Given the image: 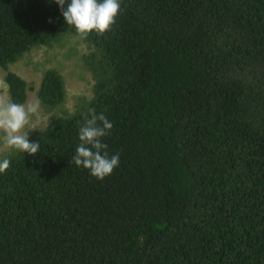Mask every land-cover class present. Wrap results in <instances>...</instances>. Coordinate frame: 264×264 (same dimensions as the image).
<instances>
[{
  "label": "trees",
  "instance_id": "16d2710c",
  "mask_svg": "<svg viewBox=\"0 0 264 264\" xmlns=\"http://www.w3.org/2000/svg\"><path fill=\"white\" fill-rule=\"evenodd\" d=\"M70 35L54 0H0L13 102L30 88L10 66ZM83 40L93 97L0 173V264H264V0H121L112 29ZM38 97L63 105L57 70ZM89 109L120 153L102 181L72 162Z\"/></svg>",
  "mask_w": 264,
  "mask_h": 264
},
{
  "label": "clouds",
  "instance_id": "9594fccd",
  "mask_svg": "<svg viewBox=\"0 0 264 264\" xmlns=\"http://www.w3.org/2000/svg\"><path fill=\"white\" fill-rule=\"evenodd\" d=\"M60 6V12L67 25L73 26L81 39L95 31L104 35L116 24L121 14V0H54ZM51 22V21H50ZM39 100L26 104L16 103L10 97L0 96V132L3 135L5 149H17L29 155L40 151V144L30 142L29 131L40 129V124L33 119L39 113ZM91 118H86L79 127V145L76 147L72 162L77 167L88 170L98 180H104L119 166L120 153L109 155L108 145L103 138L111 135L113 123L105 114H96L89 109ZM79 124V122H78ZM10 167V161H0V173Z\"/></svg>",
  "mask_w": 264,
  "mask_h": 264
},
{
  "label": "rangeland",
  "instance_id": "374dc122",
  "mask_svg": "<svg viewBox=\"0 0 264 264\" xmlns=\"http://www.w3.org/2000/svg\"><path fill=\"white\" fill-rule=\"evenodd\" d=\"M91 48L79 36L70 35L49 47H38L27 53L9 70L17 73L29 84L28 102L40 99L38 89L45 71L57 70L64 79L66 98L61 107L54 111L46 110L41 102L39 113L33 117L40 124V129L29 131L28 136L38 133L42 135L49 122L57 116L75 111L81 99H90L94 95L95 80L87 69L84 57ZM7 71L0 67V96L8 97V87L5 81ZM3 133L0 132V161H3L16 149L3 147Z\"/></svg>",
  "mask_w": 264,
  "mask_h": 264
}]
</instances>
